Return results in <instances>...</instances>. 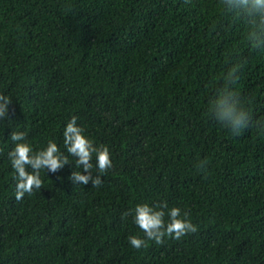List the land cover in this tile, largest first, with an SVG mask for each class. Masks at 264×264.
<instances>
[{"label":"trees","instance_id":"1","mask_svg":"<svg viewBox=\"0 0 264 264\" xmlns=\"http://www.w3.org/2000/svg\"><path fill=\"white\" fill-rule=\"evenodd\" d=\"M248 31L222 0H0V264H264V50ZM233 67L253 116L238 135L207 111ZM73 115L113 167L73 184L69 157L17 200L11 132L63 150ZM143 202L197 230L132 248Z\"/></svg>","mask_w":264,"mask_h":264},{"label":"clouds","instance_id":"2","mask_svg":"<svg viewBox=\"0 0 264 264\" xmlns=\"http://www.w3.org/2000/svg\"><path fill=\"white\" fill-rule=\"evenodd\" d=\"M222 3L226 10L247 21L248 41L255 49L264 50V0H222ZM238 78L237 69L235 67L229 69L225 85L215 90L207 105L210 117L235 135L250 127L253 122L252 113L232 88ZM11 103L12 99L8 95L0 93V120L10 119L8 112ZM77 119L78 117L73 115L64 125L63 150L54 140H49L43 148L34 149L26 140V132H11L10 140L14 146L7 156L15 173L17 200H21L26 193L31 194L33 190L41 189V170L57 172L66 164H70L69 157L74 158V163L71 164L77 169L72 170L68 177L73 184L88 185L89 182L92 186L101 184L100 174L113 167L110 150L106 145L95 144L93 139L85 134L84 128L77 124ZM258 126L264 128V121H260ZM199 166L203 170L205 162H201ZM93 168L98 174L93 175L91 171ZM130 212L134 213L133 223L144 234L143 238L135 234L127 237L128 243L135 249L145 246L147 241L160 244L166 237L179 240L185 234L197 230V225L189 218V212L179 206L169 208L166 203L152 206L143 202L136 204Z\"/></svg>","mask_w":264,"mask_h":264}]
</instances>
